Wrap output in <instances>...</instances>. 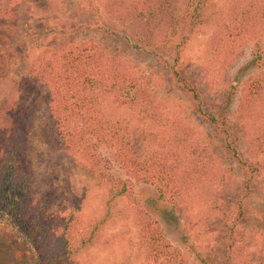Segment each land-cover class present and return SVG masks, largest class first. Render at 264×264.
Returning <instances> with one entry per match:
<instances>
[{
    "label": "rangeland",
    "instance_id": "rangeland-1",
    "mask_svg": "<svg viewBox=\"0 0 264 264\" xmlns=\"http://www.w3.org/2000/svg\"><path fill=\"white\" fill-rule=\"evenodd\" d=\"M255 2L210 0L205 15L197 19L192 0L21 1L13 33L0 40V100L10 96L5 86L22 75L44 47L72 42L117 57L158 108L150 125L152 142L142 141L137 126L143 122L135 113L118 109L108 97H92L91 107L79 109L56 132L49 121L45 90H33L35 119L25 153L33 191L36 196H49L52 212L99 215L109 187L103 176L136 186L130 197L116 201L115 224L105 232L111 248L90 249L78 264L222 262L225 238L219 228L227 217L224 209L231 208L229 217L236 216L227 197L237 193L244 174L229 151L221 148L214 128L195 116L191 96L176 83L170 68L182 67L196 80L204 95L203 110L217 113L223 106L221 115L234 111L235 126L244 137L243 160L252 167L264 166V145H260L264 144V103L237 112L239 102L247 100L246 80L260 72L251 64L249 52L257 42H264V33L257 29L253 34L238 33L231 22L235 8L252 7ZM14 96L15 102L25 101L29 108L28 95L21 94L22 100L18 93ZM91 114L103 117L98 122ZM114 132L119 140L136 134L137 147L131 145L127 153L129 168L116 158L118 148L110 139ZM194 144L200 145L201 158ZM138 159H145L139 170L135 169ZM195 160H200L201 177L193 172ZM255 176L239 227L247 233L248 248L237 264H264V167ZM153 207L174 212L175 225L160 223ZM146 218L156 222L149 231L144 229ZM152 229L159 232L157 252L146 245ZM27 260L34 264L30 255Z\"/></svg>",
    "mask_w": 264,
    "mask_h": 264
},
{
    "label": "trees",
    "instance_id": "trees-1",
    "mask_svg": "<svg viewBox=\"0 0 264 264\" xmlns=\"http://www.w3.org/2000/svg\"><path fill=\"white\" fill-rule=\"evenodd\" d=\"M21 1L0 0V40L8 39L13 33L12 28L16 27L17 9ZM192 1L195 6V18H202L205 15L204 8H207L205 5L210 0ZM138 16L144 18L143 12H139ZM231 22L238 33L243 31L253 34L255 29L264 33V0H256L252 7L235 8ZM155 24L154 21V27H157ZM248 25L249 28H246ZM254 47L255 49L251 48L249 52L250 62L256 65L260 72L251 77L249 82L246 80L247 100L239 102L237 112H248L249 107L256 106L258 101L264 103V42H257ZM135 48L138 49L136 46ZM170 71L181 89L191 96L189 99L194 104L195 116L208 127L214 128L219 135L216 139L221 143L223 151H229L243 171V180L236 190L237 193L241 191L240 196L232 193L227 197L229 206H234L231 213L235 211L236 216L229 217L231 208L224 209L227 217L221 221L219 228L225 238L220 264H237L248 248L247 233L239 228L245 219L246 201L252 194L255 175H259L264 166L257 164L252 167L247 159L243 160L241 145L244 137L235 126L234 111L221 115L223 106L217 113L203 110L201 104L204 103V95L196 80L188 77L182 67L170 68ZM5 87L18 93L21 100V94L28 95L30 104L26 109L22 103L25 101L15 102L16 93L9 91L10 96L6 95L0 100V264H30L27 255H30L34 264H78L90 249L109 250L112 242L105 237V232L115 224L116 201L130 197L136 186L121 178L103 176L105 184L109 187L99 215L83 216L75 210L64 214L52 212L49 196H36L33 191V177L28 171L24 143L33 125L36 108L31 95L38 87L45 90L49 121L55 130L57 129L56 132L59 131L60 125L63 127V123L75 118L76 113H80L79 109L91 107L92 97H108L107 100L111 104L116 105L118 109L135 113L138 121L143 122L137 129L142 130L139 133L143 134L142 141L145 142L154 141L155 136L150 128L158 111L153 99H150L141 83L128 73L117 57H109L97 49L88 50L80 45H73L72 42L44 47L31 59L23 74L11 80ZM147 99L148 103L145 102ZM224 106L227 109L225 104ZM90 113L86 116H90ZM102 117V114H91V118L95 120ZM52 132L56 133L54 130ZM116 136L114 132L113 138L110 137L118 148L116 158L129 168L127 153L132 151L131 145L137 147L136 134L126 135L124 138L120 136V140ZM195 147L197 158H201L200 153L203 151L200 145ZM145 159H138L135 169L139 170ZM200 165V160H195L192 169L201 177ZM133 174L137 175L136 172ZM165 177L167 178L166 174ZM137 205L139 207V203ZM152 213L156 214L159 222L164 225L168 223L173 227L176 223L174 212L165 208L153 207ZM146 220L148 222L149 218ZM151 224L154 226L156 222L149 221L144 229L149 231ZM147 236H150L146 242L149 250L157 252L156 242L160 239L158 229H152ZM200 262L207 264L203 259Z\"/></svg>",
    "mask_w": 264,
    "mask_h": 264
}]
</instances>
